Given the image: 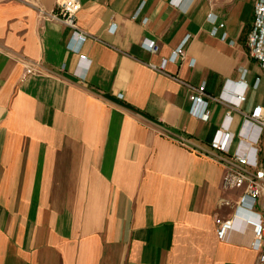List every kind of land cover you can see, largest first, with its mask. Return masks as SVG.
<instances>
[{
	"label": "crops",
	"instance_id": "1",
	"mask_svg": "<svg viewBox=\"0 0 264 264\" xmlns=\"http://www.w3.org/2000/svg\"><path fill=\"white\" fill-rule=\"evenodd\" d=\"M78 1L74 52L72 30L37 13L57 0H0V264H257L240 220L216 236L240 195L223 168L168 139L209 150L243 90L231 129L255 137L254 0ZM200 86L206 120L190 114Z\"/></svg>",
	"mask_w": 264,
	"mask_h": 264
},
{
	"label": "built area",
	"instance_id": "2",
	"mask_svg": "<svg viewBox=\"0 0 264 264\" xmlns=\"http://www.w3.org/2000/svg\"><path fill=\"white\" fill-rule=\"evenodd\" d=\"M79 9L78 0H57L54 10L49 13L39 7L37 8V13L42 18L50 21H61L72 30L77 47L69 48V45L67 47L73 49L74 52H79L80 45L86 39V34L76 24ZM253 17L252 28L247 37V48L250 57L258 63L264 74V0H254ZM219 27L223 26L218 25L217 28H214L213 35L219 30ZM149 50L154 51L153 46H150ZM182 57L183 50L179 48L171 58L175 61ZM79 58L81 61L86 60L82 55ZM25 73L40 76L45 74V71L39 64H31L25 67ZM238 83L244 84L243 80ZM204 96V86H200L193 89L188 97L191 102L190 114L202 120H206L207 117ZM244 99L245 91L243 90L237 94L235 101L231 104V110L226 112L224 123L209 143V150L195 145L191 140L184 137L168 136V139L186 150L213 157L223 168V189L238 191L240 195L234 203L224 202L233 209L234 213L230 220L215 218L216 236L221 242H229V235L234 230V225L236 226V220H240L251 229L252 238L248 242L237 243L258 252L257 264H264V160L260 157V146L264 137V114L263 108L257 106L250 114L243 115L245 127L255 131V137L245 134L235 144V135L231 129L233 120L231 112L238 111ZM242 143H245L243 150L240 149ZM259 207L262 214L257 212ZM239 212L243 213L241 218H238Z\"/></svg>",
	"mask_w": 264,
	"mask_h": 264
},
{
	"label": "rangeland",
	"instance_id": "3",
	"mask_svg": "<svg viewBox=\"0 0 264 264\" xmlns=\"http://www.w3.org/2000/svg\"><path fill=\"white\" fill-rule=\"evenodd\" d=\"M262 154V156H264V151L261 153ZM264 158V157H263Z\"/></svg>",
	"mask_w": 264,
	"mask_h": 264
}]
</instances>
